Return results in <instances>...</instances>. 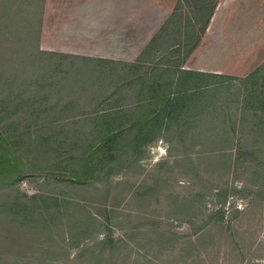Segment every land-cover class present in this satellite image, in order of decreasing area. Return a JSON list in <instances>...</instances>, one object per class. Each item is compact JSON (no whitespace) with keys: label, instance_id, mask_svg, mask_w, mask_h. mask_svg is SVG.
<instances>
[{"label":"rangeland","instance_id":"1","mask_svg":"<svg viewBox=\"0 0 264 264\" xmlns=\"http://www.w3.org/2000/svg\"><path fill=\"white\" fill-rule=\"evenodd\" d=\"M124 1L129 49L112 53L121 20L106 15L120 0H0V139L13 137L0 162L18 164L19 203L31 204L0 208V264H264V0ZM91 14L105 27L85 46L133 58L147 41L137 60L84 56L73 35ZM181 70L206 75L177 89ZM176 92L190 94L165 119ZM90 113L104 117L64 121ZM99 127L149 140L115 138L105 161L92 134L53 161L66 138ZM38 128L58 133L43 155L28 140Z\"/></svg>","mask_w":264,"mask_h":264},{"label":"trees","instance_id":"2","mask_svg":"<svg viewBox=\"0 0 264 264\" xmlns=\"http://www.w3.org/2000/svg\"><path fill=\"white\" fill-rule=\"evenodd\" d=\"M211 17L209 16V18L205 21V23L203 25V31L206 30V28L208 26V22L211 19ZM165 26H166V23H165V25H163L160 28L159 32L162 31L163 27H165ZM155 38L156 37L151 39L150 42L148 43V45L154 43ZM42 54H44V53H42V52L39 53V55H42ZM93 61H99V62H105V63L110 62L109 60H106V59H95ZM205 75H206L205 73H201V72L181 70L179 78L177 79V84H176L177 89H180L182 87V85L184 84V82L186 80V77L196 78V77H205ZM215 76H220V75H215ZM188 91H189V89H188ZM176 93H177V95H176V97H174V99H169V97H166L164 99V102H166V106L163 110V117L165 119H171L172 116L175 117L174 110H175L176 102L178 100H179V102L184 101L185 99H187V94H190L188 92H183V93L176 92ZM200 93L201 92H199V94ZM7 102H9V101H7ZM0 104H1V101H0ZM139 105H141L139 102L135 103V106H139ZM82 115H84V120H89V121H93V120L97 121L98 119L104 117V116H100L99 114L97 115L96 113L95 114L94 113L77 114L75 116L69 117V119L66 118L64 121L70 122L74 118H75L74 120H76L78 117H81ZM0 116H2L1 111H0ZM6 117H9V115H6L5 118ZM163 120L164 119H162V121ZM1 122L2 121H0V125H2ZM102 122L105 124V122H107V121L103 120ZM152 122L158 123L159 122L158 116L156 118H154L152 120ZM64 124H66V123H64ZM4 125H3V128H7L9 124L6 123V125L5 126ZM132 128L133 127H131V128L118 127L116 129H109L107 127H99L97 129L90 130L89 132H83L79 136H71L69 139L66 138L65 141L62 143V145H60L61 147L59 149L64 153L55 154L57 157H56V159H53V161L56 163L59 162V160H61V158L65 154V152L69 153V151L73 147L78 146V144L85 141L86 138H88V137L93 138L92 134H97L96 137L101 139V141L98 143L99 149H98L97 153L101 152V155H102V152H104L106 157L108 155V158L105 161H108V159L111 157V155L108 154V152L111 149L110 148V146L112 144L111 141L115 138H123V137L127 136V138L131 139L133 137L134 142H137V141L142 142V144L145 145L146 143L143 142V140H145V139L149 140L150 131H147L145 129L131 130ZM48 129L43 130V129L38 128V129H35V131H32L33 133L28 134L29 144L34 145L36 152H38V155L39 154L43 155L42 153H48L49 150L42 149V147L47 146V148H49V146L52 145L53 141H55L56 135H58V133L54 134L55 131H53V130L51 131V128H48ZM12 139H13L12 136L2 137V139H0V144H4V142H9ZM143 145L140 146L139 151H141V148ZM10 146H11L10 144H9V146H5V147H3V145H0V154H3V153L10 154L11 153V147ZM95 153H96V151H94V149L92 147H90L89 149L84 151L82 154H80L78 158H75L73 161H74V163H78V162H80V160H84L85 157H89L91 155H94ZM67 158H69V157L67 156L65 158V160ZM0 159H1V155H0ZM17 165L18 164L12 163L10 161H6L4 164H1V162H0V184L3 183L4 186L5 185L7 186L6 187L7 194L3 193L1 195V196H3V195L4 196L2 198L3 200L0 201V203H2L0 208H2L3 211H6L8 209V207H10L9 210H10L12 215H19V214H17L16 212H18V211L15 212V208H11V206H15L18 210L22 211L23 213H26L25 211H27L29 209L28 207H31V204L29 202L25 203L26 200H23L24 202L19 203V200L23 196H20L17 193L15 186L17 185V183L22 178L21 177L22 173L18 172ZM34 165H36V164H34ZM14 192H16V193H14ZM24 197H25V199H27L26 196H24ZM64 203L66 205L71 204L69 201H65ZM18 207H21V208H18Z\"/></svg>","mask_w":264,"mask_h":264},{"label":"crops","instance_id":"3","mask_svg":"<svg viewBox=\"0 0 264 264\" xmlns=\"http://www.w3.org/2000/svg\"><path fill=\"white\" fill-rule=\"evenodd\" d=\"M225 1V0H224ZM229 1V0H227ZM124 0H120L119 3V9L117 11H112L111 13H108L106 16V20H110L111 22H115L117 20H121V33L122 34H117L116 32H112L109 36H108V40L107 43L111 46L108 51L112 52V53H116V52H124V51H128L129 49V43L128 40H122L121 37L124 35L123 33H125V28L128 27V24L130 22V18L135 19L134 17H130L128 12H125L124 9ZM216 14L214 13V15L211 17L210 20V25L207 27V33H209L212 30L211 24L216 20V19H220L224 16V11L222 8V3L219 4V6L216 8ZM137 18H139V15L137 16ZM88 19V22H86V20ZM103 19V18H102ZM72 20V17L71 19ZM80 26H78V28L80 29H75V33L73 35V38L75 42H77L80 46H79V51L80 52H87L88 51V55H84V56H88V57H94V58H99V59H106V60H115V59H119L122 60L124 62H134L135 60H137L139 54L141 53V51L143 50L144 46L147 44V41L145 42L143 40V42L140 43V45H137L135 48H133V50L135 52H137V54H134L133 58H125V56H122V58H118L117 56H111V55H102V56H98V53H101L102 51L104 52V50L99 49L98 47L94 48L95 46H89L86 47L85 43H90L93 41H97V36H98V30L100 29L99 27L103 28L105 27L104 24L102 25H98V15L96 14H91L88 17H84L80 19ZM108 25V24H107ZM106 25V26H107ZM44 26V25H43ZM46 26V25H45ZM112 29H114V25H111ZM116 27V26H115ZM46 29V28H45ZM44 30V28H43ZM77 32V33H76ZM79 32V33H78ZM67 36V35H66ZM65 38V37H64ZM151 38L148 39V41H150ZM60 42L63 41L62 39H58ZM118 40H121L120 42ZM88 41V42H87ZM58 43V46L61 45V43ZM128 43V46H127ZM57 45H53L51 42H49V46L44 48V50L47 51H60V52H68V51H73V50H68L66 48H61V47H56ZM220 53V52H219ZM75 55H81V53H73ZM117 61V60H115Z\"/></svg>","mask_w":264,"mask_h":264}]
</instances>
